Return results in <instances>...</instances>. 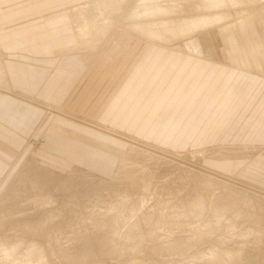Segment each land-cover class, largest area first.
Returning a JSON list of instances; mask_svg holds the SVG:
<instances>
[{"label":"rangeland","instance_id":"374dc122","mask_svg":"<svg viewBox=\"0 0 264 264\" xmlns=\"http://www.w3.org/2000/svg\"><path fill=\"white\" fill-rule=\"evenodd\" d=\"M207 1L0 0L87 75L0 128V264H264V0Z\"/></svg>","mask_w":264,"mask_h":264},{"label":"crops","instance_id":"0c3cea01","mask_svg":"<svg viewBox=\"0 0 264 264\" xmlns=\"http://www.w3.org/2000/svg\"><path fill=\"white\" fill-rule=\"evenodd\" d=\"M7 13L0 11V83L5 84L7 78L10 94L6 95L11 96L0 97V130L14 135L25 131L26 136L40 121L41 106L50 104L67 112L77 107L87 75L72 69L68 61L75 58H55L56 51L71 46L70 28L57 29L55 20L47 17L41 21L26 18L20 23L22 12ZM66 132L63 129L64 138L71 139Z\"/></svg>","mask_w":264,"mask_h":264},{"label":"bare ground","instance_id":"6f19581e","mask_svg":"<svg viewBox=\"0 0 264 264\" xmlns=\"http://www.w3.org/2000/svg\"><path fill=\"white\" fill-rule=\"evenodd\" d=\"M208 1H209V0H208ZM208 1H207V2H208ZM210 1H211V0H210ZM222 1H223V0H222ZM231 1H233V0H231ZM231 1H230V2H231ZM235 1H236V0H235ZM211 2H212V1H211ZM214 3H215V2H214ZM205 4H207V3H205ZM218 4H219V3H218ZM223 4H227V3L224 2ZM221 5H222V4H221ZM233 5H234V4H233ZM223 6H224V5H223ZM212 8H213V7H212ZM212 8H211V9H212ZM164 9H165V8H164ZM168 9H170V8H168ZM209 9H210V7H209ZM211 9H210V10H211ZM141 10H142V9H141ZM143 11H144V10H143ZM148 11H149V10H148ZM165 11H166V10H165ZM170 11H171V10H170ZM162 12H163V11H162ZM166 12H167V11H166ZM141 13H142V12H141ZM174 13H175V12H174ZM216 15H217V14H216ZM220 15H221V14H220ZM220 15H218V16H220ZM213 16H214V15H213ZM224 16H225V17H223V18H228V17H226V15H224ZM216 17H217V16H216ZM204 18H205V17H204ZM208 18H210V17H208ZM213 18H214V17H213ZM197 20H199V18H198ZM193 21H194V20H193ZM224 21H225V20H224ZM174 22H175V21H174ZM203 22H204L203 24H206L205 21H203ZM215 22H216V21H215ZM165 23H166V22H165ZM191 23H192V21H191ZM163 24H164V23H163ZM207 24H209V23H207ZM219 24H220V23H219ZM161 25H162V24H161ZM174 25H175V24H174ZM179 25H180V24H179ZM179 25H177V26H179ZM183 25H184V24H183ZM183 25H181V26L179 27V31H184V32H185V31H189V29H186V28H188V27L183 26ZM240 25H241V24H240ZM244 25H245V24H244ZM170 26H171V25H170ZM191 26H195V25L192 24ZM241 26H242V25H241ZM195 27H196V26H195ZM199 27H200V26H199ZM199 27H198V30H199ZM169 28H170V27H169ZM174 28H177V27H174ZM174 28H173V29H174ZM207 28H208V27H207ZM156 29H157V28H156ZM152 30H153V29H152ZM160 30H161V29H160ZM167 30H168V27H167ZM170 30H171V29H170ZM162 31H163V30H161V32H162ZM174 31H175V30H174ZM174 31H173V32H174ZM159 32H160V31H159ZM159 32H158V33H159ZM164 32H166L165 29H164ZM169 32H170V31H169ZM169 32H168V33H169ZM171 32H172V30H171ZM171 32H170V33H171ZM189 32H190V31H189ZM174 33H175V34H174ZM174 33H172V34L176 36V31H175ZM185 33H188V32H185ZM164 34H165V33H164ZM164 34H162L161 37H163ZM177 34H178V33H177ZM165 35H166V34H165ZM161 37H160V38H161ZM164 37H167V39H168V36H164ZM214 37H217V36H214ZM157 38H158V36H157ZM173 38H174V37H173ZM153 39H154V38H153ZM158 39H159V38H158ZM165 39H166V38H165ZM230 39H231V38H230ZM176 40H177V39H176ZM234 40H235V38H234ZM234 40H232V41H234ZM166 41H167V40H166ZM171 41H172V40H171ZM171 41H168V42H171ZM198 44H199V43H198ZM233 44H234V42H232V46L234 47ZM258 44H259V43H258ZM258 44H257V45H258ZM261 44H262V43H261ZM237 46H238V45H237ZM235 47H236V46H235ZM196 49H197V48H196ZM197 51H199V50H197ZM201 52H202V51H201ZM201 52H200V54H201ZM247 52H248V51H247ZM196 53H198V52H196ZM200 54H198V55H200ZM229 55H230V57H231V60L234 61L233 63H237V64L239 63V64L242 66L241 63H242V61H243L244 59L242 58V56H241L240 54L237 53V49H234V48H233V53H231V54H229ZM240 62H241V63H240ZM245 64H247V62H246ZM248 64H249V63H248ZM248 64H247V65H248ZM238 66H239V65H238ZM244 69H245V68H244ZM1 73H2V72H1ZM3 74H4V73H3ZM0 82H1V81H0ZM0 87L3 88V85H2L1 83H0ZM6 88H7V87H6ZM7 251H8V250H7ZM7 251H6V252H7ZM7 253H8V252H7ZM10 255H11V254H10ZM2 259H3V258H2ZM4 261H5V260H4Z\"/></svg>","mask_w":264,"mask_h":264}]
</instances>
